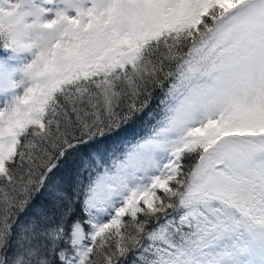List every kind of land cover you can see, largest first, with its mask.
Returning a JSON list of instances; mask_svg holds the SVG:
<instances>
[{"label":"snow or ice","instance_id":"obj_1","mask_svg":"<svg viewBox=\"0 0 264 264\" xmlns=\"http://www.w3.org/2000/svg\"><path fill=\"white\" fill-rule=\"evenodd\" d=\"M0 264H264V0H0Z\"/></svg>","mask_w":264,"mask_h":264},{"label":"rangeland","instance_id":"obj_2","mask_svg":"<svg viewBox=\"0 0 264 264\" xmlns=\"http://www.w3.org/2000/svg\"><path fill=\"white\" fill-rule=\"evenodd\" d=\"M0 100H2V97H0Z\"/></svg>","mask_w":264,"mask_h":264}]
</instances>
